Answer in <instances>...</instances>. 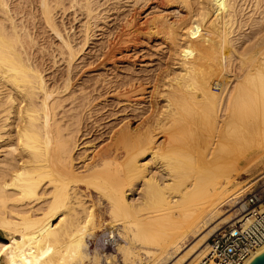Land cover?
Wrapping results in <instances>:
<instances>
[{
	"label": "bare ground",
	"instance_id": "6f19581e",
	"mask_svg": "<svg viewBox=\"0 0 264 264\" xmlns=\"http://www.w3.org/2000/svg\"><path fill=\"white\" fill-rule=\"evenodd\" d=\"M11 1L0 0V264H199L212 234L251 213L243 203L254 183L248 178L264 161V19L247 17L258 27L238 45L243 0H161L142 22L132 13L107 43L105 60L156 38L169 62L154 77L147 115L115 127L107 143L87 153L92 142L81 145L79 132L95 96L79 85L74 91L71 73L104 18L101 0L66 3L86 18L78 36L56 21V11H68L65 0ZM140 1L148 0L133 3ZM254 4L261 9L264 0ZM35 8L38 16L29 20L39 18L36 24L58 40L38 51L48 48L53 64L59 55L66 66L53 82L32 52L37 27L21 14ZM135 84L120 94L146 90ZM241 174L249 181L235 178ZM230 205H240L235 217L223 214ZM104 231L118 256L91 247Z\"/></svg>",
	"mask_w": 264,
	"mask_h": 264
},
{
	"label": "rangeland",
	"instance_id": "374dc122",
	"mask_svg": "<svg viewBox=\"0 0 264 264\" xmlns=\"http://www.w3.org/2000/svg\"><path fill=\"white\" fill-rule=\"evenodd\" d=\"M12 1L14 3H12ZM12 1H11V6L12 7L13 6L15 7L16 4L18 5L19 2L22 5L23 2H24V0L23 1L19 0V2H18V0H12ZM36 1L38 2V0H36ZM36 1L33 0V3L35 2V4L38 5V3ZM108 1H109V3H108ZM133 1L134 0H120V1H118L119 3L116 0H103V1L101 0L100 1L102 3V6L100 7L101 8L100 11H102V16L104 18H103V20H99V21H97L95 23L96 26L94 25L95 28L93 30L95 35H94L93 40L90 41L88 47L84 51V54L80 57V59H78L75 62L76 64L74 63V65H73L74 67H72L73 70H72L71 76H73L72 78L74 79V80L72 79L73 80V86H74V88H72V89L74 91H79L80 90L79 86H80L83 89L85 88V90H88L87 92H89V98L92 97V99H93L94 96H95L94 99L95 100L97 99L96 101L93 99V103L91 105L92 108L90 107L91 108L90 112L89 111L87 112V110H85L83 112V120H82V125H81V130L82 131L79 132V137L81 139V140L79 139V143H81V145H83V142H86L88 140H90L93 143V145H92V143L90 145L87 144V146H88V147L86 146L87 153H90L94 146L96 147V145H98L97 147H99V145L101 146L104 143H107V141L109 139L108 137H110L113 134V131H115L116 129L122 127L127 122L132 124V125H137V123L140 122L142 117H145L147 115L146 114L144 116V114L147 113L146 111H148L149 106H150L149 101H150L151 90H152V87H153V85L155 83V80H156V78L154 79V77H155L156 73H158L159 70L164 68L165 64L169 62V60H168V54L169 53L167 52L166 45L165 44L163 45L162 41L160 42L156 38H150L151 40L150 39L149 40L146 39V41L144 43L138 42L139 44L138 43H129L130 46L127 44L126 47L125 46H124V48L122 47L123 49L121 47L118 48L120 50H119V52L116 50L117 51L115 53L116 56L113 59L105 60V55H103V52H106V50H107V43L109 42V40H112L116 36L115 35L116 32H117V34H119L121 29H124V25H123V24H125L124 20L126 21L129 17H131L132 13H133V15H135V13H136V15L138 14L137 15L138 20L140 19L139 21H141V22L144 21V18L146 17V15L149 14L151 12V10L153 9V7H155V5L158 3V1H161V0H157V1L148 0L145 3L143 1H140V2H137L136 4H134ZM248 1L249 0H247V4H248L247 5V4H245V1L243 0L244 4L242 6V8H243L242 9V17H243L242 20L246 18L244 20V23H242V24L247 26V27H245L243 25H241V26L237 25L236 29H235V32H234L236 34L239 31L242 33V35H241L240 32H239L238 33L239 35H237V37L240 36V40H239L240 44L237 42L238 45H242L244 43L245 39L249 38V36L252 37L254 35V33L256 32L255 29L257 30L258 26L255 25L256 23L252 24V21L250 20V18L251 19L255 18V14H256V18L254 19V20H256V22H257V20H260V18L262 20L264 19V18H262V16L264 15V13H262V10L264 11V9H263L264 6L262 4H260V5L263 6V7L261 6V9H260L259 8V4H256V7L258 6L257 9L259 8L258 12H257L256 9L255 10L253 9V7L255 5L254 4L255 0L254 1L250 0L252 2H250V1L248 2ZM68 2H69V0H65V4H64V5H66L65 8L70 6V3H69V5L66 4ZM35 4H34V6L36 7ZM145 4H146V6H145ZM116 7L118 9H120V10L118 11V9ZM163 7L167 8L168 11H172L173 10L168 5L163 6ZM248 7H249V9H247ZM250 7H251V9H250ZM256 7H254V8H256ZM75 8L77 10H75ZM75 8H67L68 11H66L65 13H63L62 11H59L60 9H57L59 11V13L56 11L55 13H57V14H55V15L57 16L56 17V21H59L62 25L64 24L65 27H69L70 26L69 29H72V30L74 29L73 31L77 34L76 36H78L81 24L86 20V18H85L84 15L80 14L82 10H79V6L78 5H76ZM26 9H28V7H26L24 10H26ZM180 10H181L182 13H185L184 9L182 10L180 8ZM251 10H253V12H251ZM35 11H34L33 15H29V13L27 15L28 10L26 12L22 11L21 14L25 15V17H27L25 20L30 25V27H31L32 24H34V25H32L33 29L35 27H37V28L34 29V33H33V30H32V27H31L32 34H34V37H36V41H38L37 45H39V46L34 47L32 52H33L34 56L37 57L38 62L40 63V65H42V63H43L42 66L45 67V69H46L45 75H46V77L48 76L47 79H49L50 82H53V80L55 78L56 79H60L59 77H61L63 75V73L66 71V66H65V64H63V61H62V59H60L61 57H59V55L58 56L56 55L59 58H57V57L55 58V61H56L57 64H55V63L53 64L54 60L50 57V53L47 51L48 48L44 52H48L49 55L47 53H46L47 54L46 55L44 52L40 53L38 51V47H41V46L48 47L49 44H50L51 47L52 46L55 47L53 44L56 45L58 40L55 37H53V35L50 32H47L48 29L43 28L40 23H39L40 25H37L38 23L36 24V22H38L39 18H35L34 22H33V20H31V21L29 20L30 16H31V18L34 15L38 16L37 15L38 12H37L36 8H35ZM77 11H79V12H77ZM244 13L245 14L250 13L249 14L250 16L248 14H247V16H245ZM21 14L19 15L20 17H21ZM258 14H260V15H258ZM127 15H128V17H127ZM19 16H17V17H19ZM247 17H250V18H247ZM257 18H259V19H257ZM74 19H76V20L74 21ZM246 20H248V22ZM31 22H33V23L30 24ZM250 23L253 25L252 26L253 28L251 27ZM254 25L256 26L255 29H254ZM240 27L243 28V29L241 30ZM238 28H240V30ZM41 29H44V30H41ZM45 29H46V32H45ZM72 30H70L71 34L73 32ZM36 32L38 33V35L36 34ZM243 35H245V36H243ZM52 38H53V40H52ZM52 42H53V44L51 45ZM49 50H50V48H49ZM121 52H122V54H121ZM37 53H39V54H37ZM38 56L40 58H38ZM59 59H60V62H58ZM42 60L44 62H42ZM48 60H50V61H48ZM103 60H105V62H103ZM101 61H102V63H101ZM51 65H52V67H51ZM129 66H131V67H129ZM234 67L236 68V66H234ZM130 68L131 69L133 68V70H131ZM235 68H232V69L234 71H236ZM61 70H62V72L63 71L64 72L62 73ZM58 74L59 75L61 74V75L59 76ZM98 74L99 75L101 74L103 77H105V79L108 78L104 84H101L99 82H98L99 85L95 84V81L97 80L96 78H98V76H99ZM56 75H58L59 77L56 76ZM53 76L55 78H53ZM133 78H135L134 81L131 80ZM138 78H139V80H137ZM94 79H95V81H94ZM92 80L94 81V83H93ZM126 80H128V81H126ZM130 80L133 81L132 82L133 84H135V83L137 84L138 83L140 85L139 86L138 84L137 85L135 84L137 87L136 86H133V87H135L137 89H140V88L142 89V87L144 85L143 89L145 90V88H146V90L143 91V92L140 91L141 94H140L139 91H138L139 93L137 92L135 94H131V96L129 95V97L127 99V97L122 96L120 93L121 92H125L124 90H126L125 89L126 87L128 88V86L130 87V85H133L130 82ZM138 81H140V82H138ZM142 82H143V85H141ZM82 84H84V85H82ZM88 84L91 85V86H88ZM93 84H95V85L93 86ZM123 84H126V85H123ZM117 85L118 86L120 85V87H118ZM60 86H62V85L60 84ZM76 86H78V89H77ZM85 86L86 87L88 86V88H86ZM98 86H99V88H98ZM121 86L124 87V88H121ZM90 88H92V89L93 88H97L99 90L92 92V89H90ZM75 89H77V90H75ZM91 93H93V94H91ZM99 93H100V95H99ZM90 94H91V97H90ZM96 94H97V96H96ZM115 94L117 96H115ZM118 94L120 96H118ZM136 95H138V97ZM159 95H160V93H159ZM105 96H106V98H105ZM135 97H137V98H135ZM140 97L142 98V100H141ZM159 99L160 98L158 97V99L156 100L158 107L161 105V102L159 101ZM128 100H129V102H128ZM137 100H138V102H140V104H137ZM70 107H71V105L69 104L67 107H65V110H66V108L68 109ZM134 107H136V108H134ZM137 107H139V110H138ZM95 108H97V109H95ZM143 109H144V111H143ZM158 109H160V108H158ZM97 110H98V112H97ZM133 110H135V111H133ZM88 113H90V115ZM142 113H144V114H142ZM84 119H86V120H84ZM88 119L89 120L91 119V120L89 121ZM92 121H94V123ZM91 123H93L92 128L90 126ZM98 124H99V126L100 125L101 126L99 127ZM86 125H88L87 127L90 130L86 127ZM115 127H116V129H115ZM84 131H86V132L88 131V132L85 133ZM100 133L102 134V137L100 136ZM86 134H88L89 136H87ZM96 136H98V137H96ZM97 138H98V140H97ZM81 145H80V147H82ZM91 146H93V147H91ZM89 148H91V149H89ZM80 151L81 150H78L77 153H80ZM261 169H264V161L259 163L257 166H255V170L256 171L252 170L253 173L252 172L251 173L253 175L249 176V178H248V176L246 174H241L239 176L235 175L236 176L235 178L237 180L243 181V180H246L248 178L250 181L254 182V183H252L249 192L245 195V199H244V202H243L245 204H246V200H247L248 194L250 192L257 191V192H259L260 194H262L264 196V174H260V172L263 171ZM259 170H260V172H259ZM248 181H245V182H248ZM240 205H238V206H233V205L228 206L226 208V210H225L226 212L224 211L223 214L225 216L232 215L233 217H235L236 214H237L236 210L238 209V207ZM246 208L247 209L249 208V210H251L252 208H254V206H247L246 205ZM236 220H238V218H236ZM107 236H108V234H107L106 231H104V233H102V232L99 233L97 240L95 242L91 243V247L93 248V247L97 246L98 250L103 255H108V254L112 253V254H116L118 256V254L115 252L116 250H115L114 244H110L109 242L105 241ZM102 240H104V241H102Z\"/></svg>",
	"mask_w": 264,
	"mask_h": 264
},
{
	"label": "built area",
	"instance_id": "2783aa9c",
	"mask_svg": "<svg viewBox=\"0 0 264 264\" xmlns=\"http://www.w3.org/2000/svg\"><path fill=\"white\" fill-rule=\"evenodd\" d=\"M246 205L254 206L249 217L212 234L208 239V254L199 264H245L264 246V198L253 193Z\"/></svg>",
	"mask_w": 264,
	"mask_h": 264
},
{
	"label": "water",
	"instance_id": "95a60500",
	"mask_svg": "<svg viewBox=\"0 0 264 264\" xmlns=\"http://www.w3.org/2000/svg\"><path fill=\"white\" fill-rule=\"evenodd\" d=\"M249 264H264V251L254 257Z\"/></svg>",
	"mask_w": 264,
	"mask_h": 264
}]
</instances>
